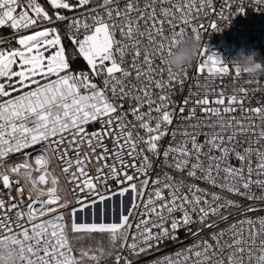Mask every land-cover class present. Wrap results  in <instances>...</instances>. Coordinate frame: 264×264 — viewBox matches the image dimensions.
<instances>
[{"label":"snow or ice","instance_id":"snow-or-ice-1","mask_svg":"<svg viewBox=\"0 0 264 264\" xmlns=\"http://www.w3.org/2000/svg\"><path fill=\"white\" fill-rule=\"evenodd\" d=\"M47 2L55 10L83 11L71 17L56 11L53 19L38 0H0V26L16 33L41 29L19 35L17 48H0V241L12 239L18 245L21 264H101L117 246L115 264H133L122 255L124 251L139 258L168 241H177L179 231L184 230L197 238L195 242L153 264H264V217L247 215L264 209L249 205L243 209L244 219L202 238L205 229H216L219 221L228 220L229 209L243 206L217 192L178 181L167 172L153 177V159L146 154L162 157L164 166L221 191L264 201V146L253 147L264 145V103L258 100L259 106L246 108L245 103H251L247 88H234L225 96V89L212 87L217 78H239L240 69L202 48L197 72L206 73L205 82L197 80L196 84L202 92L190 89L177 106L171 94L175 85L183 87L181 75L187 78V69L173 72L164 61L165 54H171L189 30L200 41L203 20L210 15L227 19L225 9L230 12L237 0H222L219 10L215 0H143L142 7L140 0H125L123 7L120 0H101L92 8L87 7L92 0ZM252 3L264 7V0ZM244 12V0H238L236 14ZM64 21H68V39L90 72L74 73L60 30L44 26ZM165 24L170 36L165 35ZM208 27L219 30L214 22ZM154 56L167 66L166 80L163 69L161 79L155 78ZM13 65L19 70L14 71ZM97 79L99 84L94 82ZM133 81L144 83L138 87ZM255 83L258 86L253 91H264ZM153 85L160 90L158 96H154ZM193 96L199 98L193 100ZM189 104L194 106L184 115ZM197 106L201 117L196 115ZM145 107L147 111H142ZM237 112L239 117L234 115ZM174 120L178 123L169 131ZM95 123L100 127L89 132L88 126ZM168 136L169 144L161 151L160 142ZM242 136L248 138V147L241 150ZM107 138L112 140L111 149L104 143ZM84 144L93 154L101 150L96 155L100 167L95 176L87 169L88 154L80 153ZM37 145L39 154L32 163L31 155L22 150ZM17 153L27 158L22 163H7ZM52 156L65 165L62 172L75 184L72 200L61 202L56 194L59 179L49 171ZM22 172L28 186L21 183ZM49 183L50 187H42ZM253 186L262 194L256 195ZM13 189L21 193L19 198L11 196ZM129 193L125 211L124 198ZM9 197L10 205L6 204ZM194 224L199 226L195 230ZM69 233L77 240L84 236L76 234L106 233L110 250L82 247L77 255Z\"/></svg>","mask_w":264,"mask_h":264},{"label":"built area","instance_id":"built-area-1","mask_svg":"<svg viewBox=\"0 0 264 264\" xmlns=\"http://www.w3.org/2000/svg\"><path fill=\"white\" fill-rule=\"evenodd\" d=\"M38 2L48 11L50 16H53V19H55V12H53L50 8H48L44 2V0H38ZM125 3V0H120V6L123 7ZM141 7L143 6V0H140ZM246 12L243 14H236L237 7H238V0L237 5L233 6L231 11L229 12L228 9H225L224 15L227 16V19L220 18L218 16H212L210 15L207 19L203 20V23L205 24V29H201V49L204 47H207L209 51L216 52L223 61L230 62L233 60V58L236 56L237 52H239L241 49L244 50L245 54H248L253 51H258L260 53V56L258 59L261 61H264V7H260L252 3V0H244ZM222 5V0H215V7L217 10L220 9ZM166 7L168 5H165ZM95 7V6H94ZM92 8V7H90ZM159 9V5L157 6ZM83 11H75L71 14H63L66 16H79L80 12ZM159 14V13H158ZM214 22L217 24V28L219 30H214L208 27L209 23ZM68 21L64 22H56L54 24H45L46 27H57L60 30V33L62 37L70 44V46L75 51L74 45L71 43V41L68 39V31L67 28ZM91 23V21H89ZM141 27L143 29V23L141 22ZM165 28V35L170 36L171 30L167 24L164 25ZM40 28H32L29 30L21 31L19 33H16L13 29H11L9 26H0V41H3V43H0V48L11 50L13 48L19 47V45L16 43V40L19 38V35H25L29 32L35 31ZM178 30V29H177ZM119 33L117 32V39H119ZM193 38V34L189 30L184 39H190ZM144 45H147V40L144 39L143 41ZM141 51H143V47L141 48ZM47 53V52H46ZM76 53V52H75ZM49 54V53H48ZM77 56L82 59L78 54ZM166 56V54H165ZM18 59V58H17ZM130 59V57H129ZM142 59V58H141ZM200 56L197 61L193 62L191 66L186 67L187 69V78H184L183 75H181V79H184L183 87L181 88L179 84L175 85V88L171 94V100L176 103L177 106L181 104V102L184 100L186 96L189 95V90L193 93L201 91V89L197 88V80L200 81V83L205 82V74H200L197 72V64L200 61ZM83 60V59H82ZM154 64L153 67L156 69L155 72V78L161 79V73L160 69H163V79L168 78L167 74V66L161 63V60L158 56L153 57ZM230 64V63H228ZM233 65V64H230ZM127 66V65H126ZM234 66V65H233ZM90 72V69L87 67V71ZM175 72V71H173ZM247 81H254L253 83H247ZM255 81L259 82V87L264 89V74H259L256 77H250L247 74L242 73V75L239 78H235L233 75H229L227 77H224L222 80L217 78L213 81L212 87L216 88L218 91L220 89H225V96L231 95L232 90L234 88L239 87H245L248 89V97L251 101V103H245V107H256L258 105V100L261 103H264V91H253L257 88V83ZM94 82L100 83V80L97 79ZM133 83H137V86L139 87L141 83H144V81H133ZM152 91L154 93V96H158L160 94V90L156 89L153 85ZM165 91H168V89H165ZM199 97L193 96L192 99H198ZM128 102H124V109L127 110L128 108ZM194 105L189 104L186 109L184 115L188 114V108L193 107ZM142 111H147V107L142 109ZM155 115V113H153ZM196 115L197 117H201L203 114L201 113L200 107H196ZM234 115L237 117L240 116V113L237 112ZM128 119L133 121V117L131 115L128 116ZM210 122V121H209ZM178 121L174 120L173 125L169 127V131H171L172 128L176 127ZM257 123H259L257 121ZM100 125L98 123L90 124L88 126V131H92L95 128H99ZM137 131L140 132L141 135H144V131L142 129H137ZM203 131H211L210 129L204 128ZM171 137H165L160 143L162 145L161 151L163 150V147H166L169 144ZM181 139L180 136H177V141ZM246 137H239L240 145L238 147H248ZM252 140L255 139V137H251ZM201 142L204 140V137H200ZM104 143L108 146L109 149L112 148V140L111 138H107L104 140ZM264 145H253V147H262ZM140 147H144V145H140ZM190 147V145H189ZM101 150L97 149L96 154H93L87 144H84L82 147H80V153L83 155L84 153L88 154L89 159L86 161L87 169L89 170V174L92 176L96 175V169L100 167V163L96 160V155L99 154ZM150 156L151 159H153V171L151 175L155 177L157 174L163 175L165 172L171 174L176 180H184L186 184H195L198 185L202 189H206L209 192H217L222 196L228 197L230 199H233L235 201H238L243 207L242 208H231L226 213L228 215L227 221H219V217H214L213 219L218 220V227L216 229H205L201 233L202 238H209V235L212 231H219L221 229H226L229 227L230 224L235 223L238 220L244 219L243 215V209L248 207L249 205L256 207L258 209H264V201H249L245 198H242L238 195H232L226 191H221L219 188L213 187L206 183L205 181L199 180V179H192L187 177L186 172L184 174H181L172 168L166 167L163 165V158L156 159L151 156L150 153H146ZM14 156V154H11L7 158V163L9 160ZM69 156L74 159L73 154L70 152ZM21 157L23 160H25L27 157L23 154H21ZM54 160L56 162V165L58 167V170L60 172V175L64 181V184L68 190L69 196L71 200L73 199V189L75 188L74 183L69 182V176L65 175L62 172V168L65 166L60 160H58L57 157L53 156ZM169 160H171V156L169 157ZM111 161H109L110 163ZM205 163H207L205 161ZM232 163L236 166H239V162L235 159L232 160ZM256 160L255 157H253V166H255ZM107 171V169H105ZM255 179V177H253ZM21 183H24V181H21ZM114 183V182H110ZM185 192H187V188L184 189ZM252 191L256 195H261V190L255 186H253ZM27 187L25 190L24 195L27 196ZM165 195L167 196V191L165 192ZM11 196L19 198L21 196V193L15 189L12 190ZM130 198L131 193L128 194L124 198V200L127 201L128 204H130ZM13 201L9 197L8 200H6V204L10 205ZM27 201H25L26 205ZM25 205H21L24 207ZM10 215L13 216L14 219V211L10 213ZM176 216H179L180 213L177 212L175 214ZM248 216H250L253 219H256L257 217H264V210H258L254 212L247 213ZM198 225H192L193 230H195ZM228 237L226 236L225 239ZM197 238L190 236L186 231L180 230L178 233V240L168 241L164 243L158 251H152L150 254L147 255H141L139 258L131 256L127 251H124L122 255L127 256L128 259L133 260V264H153V262L159 258H162L163 256L170 255L175 253L176 251L180 250L181 248L190 246L195 242ZM103 264H115V257L111 260L106 261ZM123 264V262H122Z\"/></svg>","mask_w":264,"mask_h":264},{"label":"clouds","instance_id":"clouds-1","mask_svg":"<svg viewBox=\"0 0 264 264\" xmlns=\"http://www.w3.org/2000/svg\"><path fill=\"white\" fill-rule=\"evenodd\" d=\"M200 52L201 40L198 41L195 38L184 39L171 54L164 57V61L172 71L179 72L197 61ZM259 56L260 53L258 51L245 54L244 50L241 49L232 61L226 63L233 64L242 73L250 77H256L259 74H264V61L258 59ZM20 179L28 186V180L23 172L20 174ZM56 194L61 198V202L69 200L66 189L59 183L56 185ZM0 264H21L19 247L13 243L12 239L0 241Z\"/></svg>","mask_w":264,"mask_h":264},{"label":"trees","instance_id":"trees-1","mask_svg":"<svg viewBox=\"0 0 264 264\" xmlns=\"http://www.w3.org/2000/svg\"><path fill=\"white\" fill-rule=\"evenodd\" d=\"M44 2L46 4V6L48 8H50L53 12L60 11L61 14H71L75 11L82 10V9H76L73 11L64 10V9L55 10L50 6V4L47 2V0H44ZM72 2L75 3L76 0H72ZM97 2L99 4L101 2V0H92V3L90 5H88L87 7L88 8L94 7V6L98 5ZM63 44L66 48L67 54L70 57H72V59L70 60L71 70L74 73L86 72L87 71L86 64L84 63V61L81 58H79L77 56V54L75 53L73 48L70 46V44L64 38H63ZM13 94L15 95L16 93H13ZM63 183H64V181H63ZM69 235H70L71 243H73V249L77 252V255H78V250L80 248H82V247L85 249L89 248V246H88L89 240L85 236L86 234H82V233L76 234V235H83L84 236V239H81V240H77V239L73 238L71 233H69ZM94 244H96L97 246L100 245V247H103L106 251L110 250V242H109L108 235L106 233L105 234L97 233V236L93 240L92 247L94 246ZM116 251H119L118 246H117ZM116 251L113 252V255L111 257L106 256L104 259H102L101 264L105 263L108 260L113 259L115 257ZM87 264H94V262L88 261Z\"/></svg>","mask_w":264,"mask_h":264},{"label":"rangeland","instance_id":"rangeland-1","mask_svg":"<svg viewBox=\"0 0 264 264\" xmlns=\"http://www.w3.org/2000/svg\"><path fill=\"white\" fill-rule=\"evenodd\" d=\"M97 4H98V2H97ZM38 30H41V29H37V30H35V31H38ZM32 32H34V31H32ZM32 32H29V33H27V34H25V35H29V34H31ZM45 55H48V53H45ZM82 59H83V58H82ZM83 61H84V60H83ZM84 63L86 64V61H84ZM86 66H87V64H86ZM87 67H88V66H87ZM13 70H14V71L19 70L18 66H17V65H13ZM53 78H54V77H53ZM0 82H3V80L1 79ZM39 150H40V146L37 145V146H33L31 149H28V150H22V153H23L24 151L28 152V153L31 155V157H32L31 162L34 163V157H35V155L39 154ZM22 153L14 154V156L9 160L8 163H11V164H14V163H22V162L24 161V160L22 159V157H21V154H22ZM49 155H51V153H49ZM49 171H50L53 175H55L56 177H58V179H59V184H60L61 186H63V187L66 189L67 198H68L69 200H71V198H70V196H69V193H68V190H67L65 184L63 183V179H62V177H61V175H60V172H59V170H58V167H57V165H56V162H55L53 156H52L51 162H50V164H49ZM36 174L38 175V173H36ZM50 186H51V185H50V183H49L48 185H46V186H42V187H50ZM119 199H120L119 197L116 198V203H117L116 220H117V222H118V220H119ZM128 206H129V204L127 203L126 200H124L125 211H127ZM78 219H79V217H78ZM96 221H97V222L100 221L99 214H97V216H96ZM100 234H101V233H100ZM85 236H86V237L88 238V240H89V243H88V246H89V247H91V248L94 247L93 249H96V248L100 247V245L97 246L96 244H94V246L92 247L93 240H94V238L97 236V233H93V234L91 235V237L87 236V234H86ZM72 246H73V243H72Z\"/></svg>","mask_w":264,"mask_h":264},{"label":"water","instance_id":"water-1","mask_svg":"<svg viewBox=\"0 0 264 264\" xmlns=\"http://www.w3.org/2000/svg\"><path fill=\"white\" fill-rule=\"evenodd\" d=\"M1 80V79H0Z\"/></svg>","mask_w":264,"mask_h":264}]
</instances>
